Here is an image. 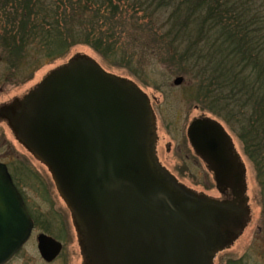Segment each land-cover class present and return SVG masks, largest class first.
<instances>
[{"label": "water", "instance_id": "obj_1", "mask_svg": "<svg viewBox=\"0 0 264 264\" xmlns=\"http://www.w3.org/2000/svg\"><path fill=\"white\" fill-rule=\"evenodd\" d=\"M0 120L50 173L83 264H213L249 220L244 166L223 127L199 118L187 129L217 188L231 193L218 201L186 189L160 166L148 97L91 58L76 55L49 72L27 95L1 105ZM31 228L0 165V264L20 250ZM37 249L50 263L61 245L40 235Z\"/></svg>", "mask_w": 264, "mask_h": 264}, {"label": "trees", "instance_id": "obj_2", "mask_svg": "<svg viewBox=\"0 0 264 264\" xmlns=\"http://www.w3.org/2000/svg\"><path fill=\"white\" fill-rule=\"evenodd\" d=\"M0 3L8 73L24 50L51 61L83 45L132 75H137L134 67L142 71L144 58L154 55L151 50H170L175 74L191 83L207 113L235 133L264 176V0ZM159 17L164 21L158 25Z\"/></svg>", "mask_w": 264, "mask_h": 264}, {"label": "rangeland", "instance_id": "obj_3", "mask_svg": "<svg viewBox=\"0 0 264 264\" xmlns=\"http://www.w3.org/2000/svg\"><path fill=\"white\" fill-rule=\"evenodd\" d=\"M1 6L3 5L0 3V10ZM158 19V25L162 24L164 18ZM155 48L154 46L153 49ZM3 50L6 47L0 40V105L28 94L49 72L70 58L76 55L91 58L106 72L133 81L150 100L155 116V154L160 165L191 192L215 200H226L229 193H220L212 173L193 152L187 139V127L192 120L208 117L219 122L232 138L246 170L250 222L235 243L216 256L214 264H264V176L259 177L260 172L244 154L235 133L221 119L207 113L196 100L193 87H189L191 83L183 75L175 74V66L168 55L170 50H151L154 55L144 58L142 71L133 66L137 75L110 66L92 49L83 45L76 46L62 58L51 61L46 60L41 52L24 50L23 57L15 59V65L10 69L12 72L8 73ZM129 68L132 69V66ZM177 77L183 78L180 86L173 84ZM0 163L8 167L15 184L36 216L57 212L59 205L65 207L47 169L18 143L5 123H0ZM44 223L49 225L44 227L48 233L63 243L60 255L51 263L44 262L33 238L7 264H83L74 230H68L67 233L56 221Z\"/></svg>", "mask_w": 264, "mask_h": 264}, {"label": "flooded vegetation", "instance_id": "obj_4", "mask_svg": "<svg viewBox=\"0 0 264 264\" xmlns=\"http://www.w3.org/2000/svg\"><path fill=\"white\" fill-rule=\"evenodd\" d=\"M0 123H4V121L0 120ZM7 170H8V167H7ZM227 192H228L227 190L220 189V193H222V194H226ZM21 195H22V199H23V202L25 204V207L27 209V212L30 215V217L32 219V223H33V228L31 230L30 236H29L27 242L24 244V246L28 242L33 240V238L36 240L38 235L42 234V235L50 237V238L54 239L55 241L59 242L62 245V249H63V243L61 241L56 240L54 235L51 233H48V231L44 228V227L47 228V226H49L48 224L44 223V221H49V222L50 221H54V222L56 221L57 223H59L62 226L64 231H67V233H69L68 230H73V229H72V224H71L70 213L66 209V207L59 205L57 208V212L54 210L55 212H51L50 214L49 213L45 214V215L39 214L38 216H36V214L33 212L34 209L33 210L31 209L28 200L24 197V195L22 193H21ZM46 197L49 198V196H46ZM24 246L22 247V249L24 248Z\"/></svg>", "mask_w": 264, "mask_h": 264}]
</instances>
